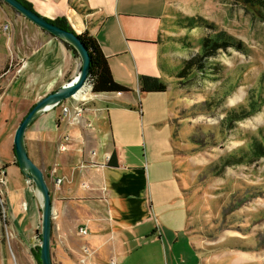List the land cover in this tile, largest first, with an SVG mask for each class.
I'll return each mask as SVG.
<instances>
[{
  "label": "crops",
  "instance_id": "0c3cea01",
  "mask_svg": "<svg viewBox=\"0 0 264 264\" xmlns=\"http://www.w3.org/2000/svg\"><path fill=\"white\" fill-rule=\"evenodd\" d=\"M28 1L47 18L64 16L77 33L88 30L94 35L115 79L131 88L88 92L80 124L62 118V105L75 103L73 97L65 99L26 131L29 155L45 171L52 193L54 263L83 264L80 257L86 256V264H199L201 255L189 230V206L176 169L179 108L166 76L176 77L177 66L171 50L163 47L164 11L156 15L153 0ZM80 68L79 55L62 39L0 6V120H6L7 127L0 141V167L6 172V199L20 264L34 262L42 211L33 183L17 163L15 131L41 97L73 79ZM143 74L167 83L166 91L150 93L170 122L161 138L149 137L151 145L160 141L162 149L146 168L134 150L145 143L148 157L146 136L137 135L145 114L139 82ZM118 111L130 113L134 123L118 119ZM66 135L68 149L61 151ZM114 150L117 158L110 161ZM58 178H63L61 183ZM81 225L87 226V234L79 233ZM0 264H11L1 238Z\"/></svg>",
  "mask_w": 264,
  "mask_h": 264
},
{
  "label": "rangeland",
  "instance_id": "374dc122",
  "mask_svg": "<svg viewBox=\"0 0 264 264\" xmlns=\"http://www.w3.org/2000/svg\"><path fill=\"white\" fill-rule=\"evenodd\" d=\"M0 6L15 10L4 0ZM151 6L156 15L164 11V50H171L177 72L186 70L179 77L168 73L166 80L179 108L174 154L198 262L264 264V156L251 154L250 146L264 135V19L238 0H153ZM143 95L137 135L146 136L148 157L145 143L134 150L146 168L162 149L149 137L161 138L170 122L155 94ZM116 117L134 123L130 113L118 111ZM5 122L0 120V141ZM5 185L0 238L11 264H20ZM33 264H39L36 256Z\"/></svg>",
  "mask_w": 264,
  "mask_h": 264
},
{
  "label": "water",
  "instance_id": "95a60500",
  "mask_svg": "<svg viewBox=\"0 0 264 264\" xmlns=\"http://www.w3.org/2000/svg\"><path fill=\"white\" fill-rule=\"evenodd\" d=\"M4 1L39 27L68 42L75 48L81 59L79 73L55 91L41 97L22 119L14 135V146L18 164L27 178L33 182L34 192L39 200L42 211L41 229L39 232L41 239V264H55L52 258V234L54 227L52 193L45 171L29 155L26 143V131L49 108L77 95V93L83 90L85 83L90 77L91 55L89 48L77 32L66 29L49 20L44 15L25 5L21 0Z\"/></svg>",
  "mask_w": 264,
  "mask_h": 264
},
{
  "label": "trees",
  "instance_id": "16d2710c",
  "mask_svg": "<svg viewBox=\"0 0 264 264\" xmlns=\"http://www.w3.org/2000/svg\"><path fill=\"white\" fill-rule=\"evenodd\" d=\"M28 7L33 8L32 4L28 0H21ZM242 2L247 9L253 10L256 14L260 15L264 19V0H238ZM35 10V9H34ZM58 25L73 30V27L69 23L66 17H58L56 19H49ZM84 43L87 45L91 55V65H90V78L93 83V92H105V91H117L126 92L130 91L131 88L119 81H117L112 73V69L108 60V57L103 52V49L98 42L97 38L92 35L88 30L82 33H78ZM68 47H70L73 52L78 55L77 51L68 42L64 41ZM185 69H181L177 72L176 76H181L185 73ZM140 89L142 92H162L167 90V83L158 76L152 75H140L139 77ZM263 133V132H262ZM251 154L263 155L264 156V135L262 139L255 138V140L250 144ZM250 153V152H248ZM117 158V151L114 150L111 160ZM18 163V162H17ZM36 259L39 264L40 260V246H37L35 252Z\"/></svg>",
  "mask_w": 264,
  "mask_h": 264
},
{
  "label": "built area",
  "instance_id": "2783aa9c",
  "mask_svg": "<svg viewBox=\"0 0 264 264\" xmlns=\"http://www.w3.org/2000/svg\"><path fill=\"white\" fill-rule=\"evenodd\" d=\"M4 28H7V25H5ZM93 83L91 78L87 80V82L84 85L83 90L80 92L79 95L73 96L74 99V105L71 107L69 105H62V118H66L70 123L72 124H80L83 120V114L85 111V101H87L90 97L88 96V92L92 91ZM1 96V94H0ZM59 105V104H57ZM89 125V124H88ZM70 136L66 135L64 136V140L59 144V148L61 151H65L68 149L67 141H69ZM5 170L0 167V197L4 195V185H5V177H4ZM63 178H58L57 182L61 183ZM4 202V199H3ZM26 207V205H25ZM88 229L86 225L79 226V233L81 235L87 234ZM85 253H89V249L87 247L84 248ZM80 262L83 264H86V256L80 257Z\"/></svg>",
  "mask_w": 264,
  "mask_h": 264
},
{
  "label": "flooded vegetation",
  "instance_id": "af4514ba",
  "mask_svg": "<svg viewBox=\"0 0 264 264\" xmlns=\"http://www.w3.org/2000/svg\"><path fill=\"white\" fill-rule=\"evenodd\" d=\"M61 102H62V101H61ZM61 102H60V103H61ZM60 103H59V104H60ZM55 106H56V105H55ZM39 246H40V245H39Z\"/></svg>",
  "mask_w": 264,
  "mask_h": 264
},
{
  "label": "bare ground",
  "instance_id": "6f19581e",
  "mask_svg": "<svg viewBox=\"0 0 264 264\" xmlns=\"http://www.w3.org/2000/svg\"><path fill=\"white\" fill-rule=\"evenodd\" d=\"M77 94H79V93H77Z\"/></svg>",
  "mask_w": 264,
  "mask_h": 264
}]
</instances>
